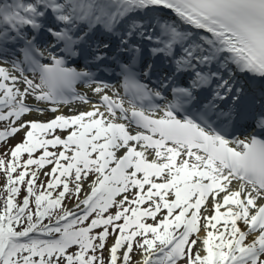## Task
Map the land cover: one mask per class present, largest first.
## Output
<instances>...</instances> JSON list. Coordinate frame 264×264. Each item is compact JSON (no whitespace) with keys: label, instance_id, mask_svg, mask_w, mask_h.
<instances>
[{"label":"snow or ice","instance_id":"obj_1","mask_svg":"<svg viewBox=\"0 0 264 264\" xmlns=\"http://www.w3.org/2000/svg\"><path fill=\"white\" fill-rule=\"evenodd\" d=\"M0 122V264H264V0H0Z\"/></svg>","mask_w":264,"mask_h":264},{"label":"rangeland","instance_id":"obj_2","mask_svg":"<svg viewBox=\"0 0 264 264\" xmlns=\"http://www.w3.org/2000/svg\"><path fill=\"white\" fill-rule=\"evenodd\" d=\"M77 104V102H75ZM79 107H81L82 109L87 108V105H79ZM66 111V109H65ZM37 118H42V117H36V116H26L25 119H37ZM5 125L3 124V122H0V129H2ZM20 139V136H17L16 139L14 140H10L9 141V145H14L18 140ZM2 150V149H0ZM73 201H70V203L72 204ZM69 203V204H70ZM71 204L69 206H71Z\"/></svg>","mask_w":264,"mask_h":264}]
</instances>
